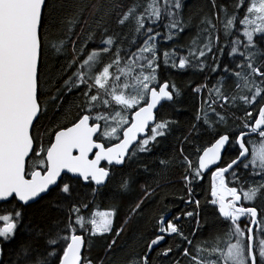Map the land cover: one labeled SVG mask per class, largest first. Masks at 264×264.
Returning <instances> with one entry per match:
<instances>
[{
	"label": "snow or ice",
	"instance_id": "6c2138e0",
	"mask_svg": "<svg viewBox=\"0 0 264 264\" xmlns=\"http://www.w3.org/2000/svg\"><path fill=\"white\" fill-rule=\"evenodd\" d=\"M187 3L0 0V203L12 205L0 212V264H113L108 254L117 238L143 216L174 167L183 169L180 200L185 209L171 218V209L162 211L147 251L131 255L126 264H152L153 249L173 236L180 243L164 248L159 257L178 253L187 264H264V211L255 204L264 200V0L220 5L211 0L213 14L199 17L187 49L174 45L161 50L162 41L178 39L195 18L190 14L185 20ZM126 27L128 32L116 30ZM69 43L71 59L53 74L52 56L67 57ZM225 55L229 63L223 62ZM209 58L211 73L219 78L201 100L179 155L157 156L153 179L140 184L142 195L129 205L119 228L114 222L120 200L136 183L131 172L120 173L109 209L82 214L89 207L88 195L104 194L112 169L143 164L138 158L153 154L172 134L178 121L160 110L175 105L182 91L169 73L203 72ZM206 88L207 83L192 91L200 94ZM230 119L239 120V126L229 128ZM253 134L260 138L259 148L248 139ZM201 135L212 137L209 146L195 144ZM184 145L194 151L186 153ZM228 147L238 152L230 161L223 159ZM240 168H251L261 180L247 188L229 186L239 183ZM142 170L150 171L146 164ZM208 171L210 185L202 204L196 188ZM84 188L90 192L83 193ZM205 228L216 234L193 244ZM113 232L105 256H93L95 239Z\"/></svg>",
	"mask_w": 264,
	"mask_h": 264
},
{
	"label": "trees",
	"instance_id": "16d2710c",
	"mask_svg": "<svg viewBox=\"0 0 264 264\" xmlns=\"http://www.w3.org/2000/svg\"><path fill=\"white\" fill-rule=\"evenodd\" d=\"M133 0H129V3H132ZM142 3H147V0H141ZM229 0H216L217 5L226 4ZM190 14H194L195 18L188 23L185 31L180 34L178 39L172 42H161L160 48L163 49H171L175 46H182L187 49V46L191 44L192 39L196 36L197 28L196 24L198 22L199 17L203 15L212 16L213 9L211 6V0H188V3L184 8V18L187 20ZM91 24V21H89ZM94 27V25H92ZM117 31L128 32V28L124 29H116ZM75 32L80 31V26L78 25L75 29ZM162 31V29H161ZM65 34H61V38H64ZM132 33L129 32L128 39H132ZM75 37H72L74 39ZM101 36L99 33L96 34L95 40L99 42ZM142 43V41H141ZM220 43L225 44L226 40L223 34L220 35ZM128 45L125 44L124 47ZM71 44L69 43L67 51L69 55L67 57L60 55H53L50 61V67L52 69L53 74H56L60 71L61 65H64L66 59H71ZM230 50V49H227ZM226 50V51H227ZM131 51H135V47L131 49ZM182 55L186 54L185 52L181 53ZM108 58L105 57V60ZM224 63H229L227 55L223 57ZM209 67L206 68L203 72L196 69H189L183 72L172 71L169 73V78L176 83V85L181 89L182 96L178 98V102L175 105L165 104L164 108L161 109V113L173 120L178 121V124L174 127L172 134L169 135L166 139L161 142L159 148L154 150V153L151 155H141L138 159L143 162V164L148 165L149 172H144L142 170L143 164H138L132 162L128 166L123 168H114L112 169L114 175L111 182H109L108 187L103 189V195L97 196L94 199L88 195L86 202L89 204L87 210L83 211L82 214L85 216H89L94 210H107L113 204V199L110 195L111 192L115 190V186L117 181L120 178V173H128L131 172L132 175L136 178V183L133 184L132 190L121 198L120 203V211L115 218L114 227L119 228L123 223V218L127 213L129 205L134 203L140 195H142L140 191V184L145 181H151L153 179L151 173L157 170V165L154 161L157 159V156H160L161 153L165 155L171 154L175 152L179 155V148L181 146V141L183 136L187 133V129L190 127L192 123L195 122L194 117L196 115L197 109L200 107L201 100L207 99L209 97V90L213 84H215L216 80L219 78L216 75L211 73V58L206 62ZM75 69H68L65 78L67 75H70L72 71ZM207 83L208 88L204 89L200 94H194L192 89L197 87L198 85H203ZM231 90V87L234 86L232 81H228V84L225 85ZM258 108V106H257ZM252 111L253 116L258 115V112L255 109H248ZM217 111H220L217 108ZM235 115L237 117L243 116V111H236ZM209 116L211 119H214V115L209 112ZM240 121L237 119H230L228 121V127L234 128L239 126ZM258 135L250 136L248 139H257ZM212 140V137L207 135H201L198 139L195 140V144L199 147L209 146V142ZM186 153H192L194 149L189 145H184ZM251 150V148H250ZM238 155V152L235 150V147H228L225 151L223 159L226 161H230L234 159ZM161 158H164L161 156ZM191 159L195 160V156H190ZM221 166H224L221 164ZM239 172L240 180L238 184H230L232 187L243 186L247 188L248 184H254L261 180L260 176H255L252 173L251 168L245 171L243 168L237 169ZM182 175L183 169L180 167H174L170 170V174L167 176V183L158 188L156 190L155 196L152 198L153 202L150 205L145 206V212L142 217H136L132 220L131 224L128 226L127 230L124 231L120 237L117 238L116 245L111 253L108 254V257L112 259L113 264H126L127 258L133 254L143 255L147 251V243L153 237V233L156 231L155 225L157 223V219L162 211L165 209H171V216L176 215L185 209L184 203L180 200V197L184 195V185L182 183ZM211 172L206 173L203 177V180L199 183L196 188V192L198 193L197 198L201 200V203H204V196L207 193V190L210 185ZM228 179H231L229 176ZM83 193H89L90 188H84ZM186 198V197H185ZM49 199V197H45V200ZM41 204L44 201L40 202ZM255 204L258 206V210L264 211V200L257 199ZM249 206V205H246ZM38 205H32V209L37 208ZM12 205L6 203H0V212L11 210ZM31 211V209L29 210ZM209 212L212 209L208 210ZM53 215L57 214V209L53 208L51 210ZM154 217V218H153ZM247 217H242L241 220L245 223L247 222ZM187 224V221H184ZM242 227L244 224L242 223ZM226 230V228L224 229ZM188 234L187 232L185 233ZM215 231L209 228L204 229V235H197L195 239H193V244L203 240H210L214 235ZM114 236V232L110 235H106L104 238H97L94 242V247L92 249V255L98 257H104V249L106 248L107 242ZM192 238L191 236L189 237ZM180 240L177 237H166L165 241L162 242L159 247H155L152 251L150 259L152 264H173V261L177 258L180 259V264H187L186 258L179 257L178 253L176 255H171L168 258H161L158 256L164 248L172 245L175 247L176 244H179Z\"/></svg>",
	"mask_w": 264,
	"mask_h": 264
},
{
	"label": "water",
	"instance_id": "95a60500",
	"mask_svg": "<svg viewBox=\"0 0 264 264\" xmlns=\"http://www.w3.org/2000/svg\"><path fill=\"white\" fill-rule=\"evenodd\" d=\"M256 134H253V135H251V136H255ZM224 154H225V151H224V153H223V157H224ZM100 166H102V167H108V164H107V162L106 161H101V165ZM221 166V165H220ZM213 170H214V168H213ZM210 171H208V172H206V173H209ZM205 173V174H206ZM70 175H72V174H70ZM155 249V248H154ZM153 249V250H154ZM152 253V252H151Z\"/></svg>",
	"mask_w": 264,
	"mask_h": 264
},
{
	"label": "rangeland",
	"instance_id": "374dc122",
	"mask_svg": "<svg viewBox=\"0 0 264 264\" xmlns=\"http://www.w3.org/2000/svg\"><path fill=\"white\" fill-rule=\"evenodd\" d=\"M251 141L255 142L257 148L260 147V138H257V139H255V140H254V139H251ZM0 226H2V225H0Z\"/></svg>",
	"mask_w": 264,
	"mask_h": 264
},
{
	"label": "flooded vegetation",
	"instance_id": "af4514ba",
	"mask_svg": "<svg viewBox=\"0 0 264 264\" xmlns=\"http://www.w3.org/2000/svg\"><path fill=\"white\" fill-rule=\"evenodd\" d=\"M251 151V150H250ZM69 176H71L70 174H69Z\"/></svg>",
	"mask_w": 264,
	"mask_h": 264
}]
</instances>
